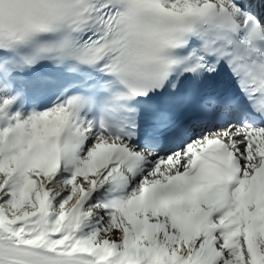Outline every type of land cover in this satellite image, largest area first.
<instances>
[{"label":"snow or ice","instance_id":"snow-or-ice-1","mask_svg":"<svg viewBox=\"0 0 264 264\" xmlns=\"http://www.w3.org/2000/svg\"><path fill=\"white\" fill-rule=\"evenodd\" d=\"M0 264H264V0H0Z\"/></svg>","mask_w":264,"mask_h":264}]
</instances>
